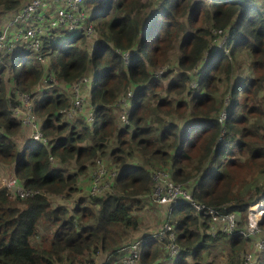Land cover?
I'll return each instance as SVG.
<instances>
[{
  "label": "trees",
  "instance_id": "16d2710c",
  "mask_svg": "<svg viewBox=\"0 0 264 264\" xmlns=\"http://www.w3.org/2000/svg\"><path fill=\"white\" fill-rule=\"evenodd\" d=\"M263 2L84 0L82 10L98 36L96 48L83 32L54 25L41 35L45 68L29 48H5L0 62V161L15 163L17 183L43 194L70 196L81 191L78 179L89 178L98 158L116 174L112 191L78 196L73 204L55 203L41 193L21 198L0 188V264H92L97 253L109 256L103 264H117L121 248L135 240L143 205L136 196H146L147 205H154L150 174L158 170L167 171L195 201L235 212L238 228H244L248 206L255 201L264 205ZM22 5L21 0H0V26ZM43 16L47 22L55 19L49 13ZM30 24H36L34 19ZM212 29L229 31V53L213 51V59L200 63ZM176 41L177 75L155 77L154 70L169 62ZM112 47H132V61L124 63ZM241 50L250 55L253 76L230 82L233 70L228 68L223 101L220 90L215 95V82L224 66L230 67L226 56ZM44 69L64 86L86 73L82 92L96 107L94 120L87 123L83 113L68 119V95L45 88L34 94L33 106L48 143L21 145L14 138L28 132L10 111L15 92L33 93ZM5 79L14 85L10 95ZM193 79L195 87L189 84ZM126 87L135 91L128 101L127 124L115 105ZM171 213L181 247L170 257L171 264H217L219 259L243 264L248 241L242 236H210L209 218L188 206ZM261 228L264 236V220ZM149 245L153 247L145 252ZM162 252L159 243L147 244L141 264H160ZM257 264H264V249Z\"/></svg>",
  "mask_w": 264,
  "mask_h": 264
},
{
  "label": "built area",
  "instance_id": "2783aa9c",
  "mask_svg": "<svg viewBox=\"0 0 264 264\" xmlns=\"http://www.w3.org/2000/svg\"><path fill=\"white\" fill-rule=\"evenodd\" d=\"M62 3L63 7L59 8L56 17L51 22H45L42 15L37 11L44 6V0H29L21 6L18 12H14L11 18L0 33V62L4 56L3 50L6 48L11 51L13 48L25 46L35 53L36 59L41 62L40 54L41 35L46 26L66 27L70 31H81L87 37L92 39V48L98 46L97 33L93 25L87 22V16L82 10L83 0H54ZM35 17L38 21L36 24H30L31 19ZM14 26V28H11ZM212 41L208 48L202 54V62L206 61L210 52L217 49L228 52L229 31L227 29H212ZM120 54L124 63H130L134 56V50L131 48L120 50L113 48ZM199 67L194 68V75L198 74ZM159 72V73H158ZM164 70L156 71V75L160 76ZM88 82V78L83 73L75 82L68 86H63L64 94L69 97V104L65 110L68 119H73L78 114H85V121L91 123L94 120V112L96 107L92 106L88 99L82 94V86ZM50 87L57 86L59 83L52 76L48 77ZM192 87L197 85V81L193 79L189 83ZM60 90V89H59ZM61 91V90H60ZM135 94L130 88H126L124 92L117 98L115 105L120 113V120L128 123V101ZM21 101L25 106L23 111V123L29 127V139L34 143L47 144L48 138L43 135L38 122L35 119L34 106L31 103V95L27 92H20ZM17 114L16 108H14ZM225 110L222 111L219 120L225 116ZM49 160H52L50 157ZM116 174V170L108 169L104 161L98 158L95 161L91 182L85 193L89 196H97L105 192L112 191V181ZM151 180L153 182L150 198L153 202L166 204L169 208H177L180 206L190 207L196 214H201L209 218L208 233L214 237L219 233L227 235H239L247 240L250 244L249 249L243 255V264H257V257L264 249V236L261 224L264 220V205L260 201H256L248 206L246 224L244 228H238V215L233 211H226L215 207L208 206L201 202H197L191 196L189 190L180 183L174 182L166 171L158 170L151 172ZM13 188L15 194L22 198H29L40 193L39 190L27 189L18 185L14 177V164H5L0 162V188ZM48 197L55 201H64V194L49 195ZM148 242H158L165 246L169 257H175L181 252V247L177 244L174 227L169 221H165L160 228L153 234L146 235L136 241L130 243L123 248L124 254L118 261V264H139L141 252L144 245Z\"/></svg>",
  "mask_w": 264,
  "mask_h": 264
},
{
  "label": "rangeland",
  "instance_id": "374dc122",
  "mask_svg": "<svg viewBox=\"0 0 264 264\" xmlns=\"http://www.w3.org/2000/svg\"><path fill=\"white\" fill-rule=\"evenodd\" d=\"M21 1H23V3H25L28 0H21ZM44 1H46L47 3H50V2H53L54 0H44ZM148 1H149L150 5H152L155 0H147V3H148ZM262 5L264 7V2H263ZM144 7L147 8L146 7V3L144 4ZM3 19L5 20L6 18H3ZM8 21L9 20L6 19L4 24L7 23ZM3 30H4V27H1L0 28V33L3 32ZM77 31L78 30H76L75 32H77ZM87 39L92 44V42H91L92 39L90 37H87ZM97 40H98V37H97ZM176 43H177V41L175 42V44L171 48V50L168 52V54H169V58H168L169 62L165 63L162 67H159V68L154 70L155 77H160V76H162L164 74H167L168 78H172V77H175L177 75L179 69L177 68L176 65L173 64L174 61L178 57V48L176 47V45H177ZM213 56H217V53H215ZM226 57H227V61L230 64V67H228V64L224 66V69L221 72L220 77H219L221 80L218 81V82L216 81L215 85H214L215 95H217V93L219 94V90H220L222 92V95L219 94L218 98L223 99V101L225 100V97L227 95V92H225V86L227 84V82H225V78H227L228 68L233 70L235 74H240V76H244V78H246V76L247 77L248 76L249 77L253 76V70H252L251 65H250V55H249L248 52H243L241 50V51L237 52L236 56H231L230 55V56H226ZM209 58L211 59L212 57L209 56L207 60H209ZM38 64H42V63L38 62ZM159 70H164V72L160 76H157L155 72L159 71ZM4 84H5V88L6 87L8 88V94L10 95L11 91L14 89V85H12L11 82L8 81L7 79L4 80ZM63 86L64 85H62V84H58L57 86H53V88L58 89V90L60 89L61 90L60 93L64 94L63 90H62ZM217 87H218V92H217ZM126 88L122 92H124L126 90ZM82 94H83V92H82ZM223 95H224V98L222 97ZM84 97L87 98L86 95ZM215 97L217 98V96H215ZM248 126H250L252 128V130H253V126L249 123V121H248ZM40 145L44 146L43 144H40ZM93 167L94 166H92V169H93ZM247 185H249L250 190L254 186V184L251 181H249V183H247ZM38 194H40V193H38ZM79 196H85V195H79ZM152 203H153V201H152ZM153 204H155V206H152V207H150L148 205H144V204L141 205V208H138V210L140 209V211H139V214H137V216L140 217V223L142 222L143 226L147 230L151 231L152 233H155L160 228V226L166 221V218H167V215H168L167 212L169 210V207L166 204L159 203L157 201H155ZM170 209H172V208H170ZM145 219H146V221H145ZM214 253H215V251H214ZM119 256H118V258H119Z\"/></svg>",
  "mask_w": 264,
  "mask_h": 264
},
{
  "label": "crops",
  "instance_id": "0c3cea01",
  "mask_svg": "<svg viewBox=\"0 0 264 264\" xmlns=\"http://www.w3.org/2000/svg\"><path fill=\"white\" fill-rule=\"evenodd\" d=\"M29 1V0H28ZM28 1H26L25 3H27ZM25 3H23V1H22V4L24 5ZM63 7V4L62 3H59V2H56V1H53V2H50V3H45L44 4V6H42V7H40L39 8V10L37 11V13L41 16L42 15V17H43V19L45 20V18H44V13H49L50 15H53V16H55L56 17V14H57V11H58V9L59 8H62ZM43 12V13H42ZM34 19V21L37 23L38 21L35 19V17H33L32 19H31V21ZM30 21V22H31ZM29 22V23H30ZM45 22H47V21H45ZM7 23H5V24H1V26H0V28L1 27H5V25H6ZM11 28H14V26H12ZM37 60V59H36ZM38 61V60H37ZM39 62V61H38ZM41 67H44V63H43V60L41 61ZM45 68V67H44ZM49 76H52L53 77V74H51V72H49L47 69H44V71H43V73H42V75H41V78H40V80L38 81V83H37V86H36V88H35V90L33 91V93H29L30 95H31V103H32V105H33V96H34V94L35 93H37V92H41L42 90L44 91L45 90V88H49L50 87V85H49V83H48V77ZM237 76H240V74H235L234 73V71H232V73H231V77H230V79H229V81L230 82H232L233 80H235L236 78H237ZM244 81H246L247 79H249V76L247 77L246 76V78H244V76H240ZM54 78V77H53ZM55 79V78H54ZM226 80V79H225ZM6 91H7V93H8V88L6 87ZM19 93L20 92H15V96H14V98H15V104L13 105V106H11V112H12V114L15 116V117H19V119H20V122H21V125L26 129V131L28 132V135H27V133L25 132H19V134L14 138L15 140H16V142L18 143V144H20L21 143V145H27V144H29V143H31L30 142V140H29V127L27 126V125H25L24 123H23V116H24V114H23V111L25 110V106H24V104H23V102L21 101V97H20V95H19ZM14 108H16V111H17V114L15 115L14 113ZM35 113V112H34ZM17 117V118H18ZM35 119H36V121L38 122V118H37V115L35 114ZM50 164L52 165V166H54L56 163H55V161L52 159V160H50ZM111 169H113V168H110V170ZM93 170V169H92ZM92 170H91V173L89 174V178H85V177H80L79 179H78V183L80 184V185H82V188L80 189L81 191H78V192H76V193H74V194H72V195H70V196H67L66 195V199L64 200V202H63V204H73L74 203V201H75V199L79 196V195H84V193H82V191H85L86 190V188L90 185V182H91V176H92ZM113 170H115V169H113ZM137 198H139V199H142V203L141 204H144V205H147L148 204V199H147V197L146 196H144V197H142V196H136ZM146 202V203H145ZM139 206V205H138ZM152 206H155V204L154 205H151L150 207H152ZM172 210H174V209H170L169 208V210H168V215H167V218H166V220L167 221H169V222H171L172 224H173V217H172ZM175 220V219H174ZM145 221H146V219H145ZM147 224V223H146ZM149 234H153L151 231H149V230H147L144 226H143V224H142V222L140 223V217H139V225H138V228L133 232V236H134V239H136V238H139V237H141V236H143V235H149ZM228 237V236H231V235H227V234H223V233H219L217 236H216V238L217 237ZM221 241V240H220ZM221 242H223V240L221 241ZM157 243V242H156ZM159 245H161V247H162V249L164 250V253L162 252V254L157 258V259H159L160 260V264H171L170 263V261H171V258L169 257V255H168V253H167V250H166V248H165V246L163 245V244H160L159 243ZM150 246V248H148L147 250H145V252H147L149 249H151L152 247H151V245H149ZM155 247V246H154ZM157 247V246H156ZM249 247H250V244H249V242H248V248H247V250L249 249ZM212 248V247H211ZM159 251H160V249H159ZM212 251H213V253H214V251L216 252L217 251V247L216 248H212ZM228 251H227V249H225L224 250V252H223V256H226L225 254L227 253ZM142 257V256H141ZM156 259V260H157ZM109 260V256L106 254H101V253H97L96 255H94L93 256V263L92 264H103L104 262H107ZM257 261V260H256ZM217 264H223V261H220V259L219 260H217Z\"/></svg>",
  "mask_w": 264,
  "mask_h": 264
},
{
  "label": "clouds",
  "instance_id": "9594fccd",
  "mask_svg": "<svg viewBox=\"0 0 264 264\" xmlns=\"http://www.w3.org/2000/svg\"><path fill=\"white\" fill-rule=\"evenodd\" d=\"M84 1V0H83ZM83 3V2H82ZM88 22V21H87ZM89 23H91V22H89ZM92 24V23H91ZM93 25V24H92ZM98 37V36H97ZM92 42V41H91ZM97 44H98V42H97ZM228 44V43H227ZM92 45V44H91ZM96 48V47H95ZM112 48H114V47H112ZM92 49H94V48H92ZM214 51V50H213ZM213 51H211V52H213ZM215 51H222L224 54H228L229 53V47H228V52L227 53H225L223 50H221V49H217V50H215ZM211 52H210V54H209V56L211 55ZM116 53V52H115ZM118 54V53H117ZM135 54V53H134ZM120 55V54H119ZM208 56V57H209ZM121 57V56H120ZM134 57V56H133ZM122 59V58H121ZM208 59V58H207ZM123 60V59H122ZM132 61V60H131ZM124 62V61H123ZM86 74V73H85ZM88 78V77H87ZM56 80V79H55ZM61 92V91H60ZM88 102H89V100H88ZM90 103V102H89ZM91 104V103H90ZM92 105V104H91ZM92 106H94V105H92ZM42 132V131H41ZM44 135V134H43ZM45 136V135H44ZM30 140V139H29ZM30 142H32V143H34L33 141H31L30 140ZM36 144H40V143H36ZM44 146H46L45 144H43ZM53 159V158H52ZM97 160V159H96ZM95 160V161H96ZM50 161V160H49ZM1 162V161H0ZM3 163V162H2ZM5 164H14V177H15V163L14 162H12V163H5ZM95 164V163H94ZM167 172V171H166ZM168 173V172H167ZM15 180H16V177H15ZM17 182V181H16ZM19 185V184H18ZM20 186V185H19ZM1 188H6V187H1ZM24 188V187H23ZM88 188V187H87ZM6 189H8L10 192H12L13 194H15L14 193V191H13V188H6ZM28 189V188H27ZM35 190H38V189H35ZM41 193V192H40ZM82 193H84V195H87L86 193H85V191H82ZM41 194H43V193H41ZM47 194H49V193H44L43 195H45V196H47ZM61 194H64V193H61ZM15 195H17V194H15ZM49 195H57V194H49ZM18 196V195H17ZM64 196L66 197V194H64ZM89 196V195H88ZM20 197V196H19ZM32 197V196H31ZM48 197V196H47ZM22 198V197H21ZM30 198V197H29ZM49 199H51L53 202H58V203H63L64 201H55L54 199H52V198H50V197H48ZM256 202V201H255ZM172 209H175V208H172ZM172 224V223H171ZM173 225V224H172ZM146 235H143V236H141V237H139V238H143V237H145ZM139 238H137V239H139ZM137 239H135V240H133V241H131L130 243H132V242H134V241H136ZM129 243V244H130ZM149 243H151V242H148V243H146L145 245H144V247L147 245V244H149ZM153 243V242H152ZM158 243V242H157ZM129 244H127V245H129ZM161 244V243H160ZM127 245H125L124 247H126ZM124 247H122L121 248V251L120 252H122L121 254H120V256H119V258H118V260H117V264H118V261H119V259L121 258V256L124 254V251H123V248ZM144 247H143V249H144ZM143 249H142V252H143ZM142 252H141V256H142ZM139 264H141V257H140V261H139Z\"/></svg>",
  "mask_w": 264,
  "mask_h": 264
}]
</instances>
